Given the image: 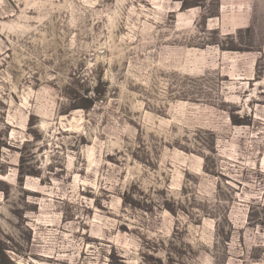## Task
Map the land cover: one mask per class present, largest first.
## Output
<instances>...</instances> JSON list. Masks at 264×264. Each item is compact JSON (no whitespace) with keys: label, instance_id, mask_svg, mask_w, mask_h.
Segmentation results:
<instances>
[{"label":"rangeland","instance_id":"obj_1","mask_svg":"<svg viewBox=\"0 0 264 264\" xmlns=\"http://www.w3.org/2000/svg\"><path fill=\"white\" fill-rule=\"evenodd\" d=\"M1 251L264 264V0H0Z\"/></svg>","mask_w":264,"mask_h":264},{"label":"trees","instance_id":"obj_2","mask_svg":"<svg viewBox=\"0 0 264 264\" xmlns=\"http://www.w3.org/2000/svg\"><path fill=\"white\" fill-rule=\"evenodd\" d=\"M95 93H96V97H89V98H85L84 102H85V108H89L92 107L94 105V103L99 100L100 98H102L105 94V89L101 87V85H98V87L95 89ZM2 256H6L4 254V252H0V259H2Z\"/></svg>","mask_w":264,"mask_h":264}]
</instances>
